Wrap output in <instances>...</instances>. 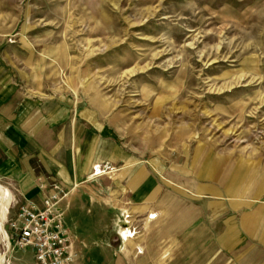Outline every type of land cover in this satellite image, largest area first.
I'll list each match as a JSON object with an SVG mask.
<instances>
[{
	"label": "rangeland",
	"instance_id": "374dc122",
	"mask_svg": "<svg viewBox=\"0 0 264 264\" xmlns=\"http://www.w3.org/2000/svg\"><path fill=\"white\" fill-rule=\"evenodd\" d=\"M0 74L21 97H76L99 145L132 154L91 175L141 163L148 174L133 203L170 192L165 183L181 188L171 192L201 211L189 233L204 230L214 248L149 241L162 224L147 212L126 225L103 199L127 185L107 175L77 188L82 205L62 204L83 264H264V0H0ZM195 186L206 194L193 202ZM125 236L146 252L122 258ZM27 258L36 264L32 248L17 249L11 263Z\"/></svg>",
	"mask_w": 264,
	"mask_h": 264
},
{
	"label": "crops",
	"instance_id": "0c3cea01",
	"mask_svg": "<svg viewBox=\"0 0 264 264\" xmlns=\"http://www.w3.org/2000/svg\"><path fill=\"white\" fill-rule=\"evenodd\" d=\"M92 103L101 110L108 108L106 105L95 104L94 101ZM118 120L119 117L114 118V122H118ZM91 125L88 112L80 106V101L76 97L60 95L54 100L21 97L18 92L5 88L4 77L0 74V185L19 199L21 204L27 202L42 209L44 189L49 187L52 181H57L71 191V194L60 204L62 209V204L65 202H67V208H70L72 199L80 203V196L76 195L77 188L80 186L93 187L94 181L107 175H113L120 184L127 185V190L125 189L122 195L125 194L131 198L126 200V197H123L119 191H114L109 187L110 193L103 201L126 214V225L131 226L136 215L150 212L146 221L154 222L158 219V224H162V228L161 233H157L155 237L152 235L149 241H154L157 244L170 241V248L173 250L176 247L179 248L180 240L184 239L188 242L189 248L193 243L194 247L197 245L196 248L206 253L214 250L204 230L200 231L199 229L198 234H194L195 236L189 233L190 229L201 220V211L189 201L182 200L171 192L182 193L181 188L165 183V187L169 188L170 192L163 195L162 188L158 187L140 203H133V195L148 174L146 168L141 163L129 162L132 154L129 153L130 155L126 156L125 151L118 146L113 145L112 151L100 146L96 133L90 129ZM131 140L134 141L133 138ZM143 140L146 141L145 138ZM111 158H113L112 162H119V158L130 159L126 164L127 168L123 171L114 169L105 172L97 167L95 176L91 175L95 165L99 166V164L112 160ZM155 168L159 171L157 166ZM209 173L214 177L217 175L218 180L222 179V175L213 173V167L210 168ZM205 190L208 191V189ZM191 191L198 194V197L192 195H190L191 198L188 197L193 202L204 198L203 196L206 194L200 186L193 187ZM236 192L255 201L253 195L256 191H245L244 187H240ZM185 195L187 196V193ZM253 201L248 205L250 206ZM88 202L86 203L89 205H95L91 200ZM9 211L10 208H8L4 225L7 219L17 212ZM11 213L13 214L11 215ZM157 215L160 217L158 218ZM257 217V212L250 216H244L245 227L249 229L248 226L256 221ZM67 228L74 239L76 249L81 253L78 241L70 228L68 226ZM0 235L2 238L5 236ZM124 239L126 242L124 241V245L120 247L122 258L131 256L137 249H139L140 255L146 252L145 248L142 249L143 239L139 241L142 246L133 244L126 236ZM156 247L159 248L158 245ZM147 249L151 251V247L148 245ZM171 249L168 248L167 251ZM156 251L159 252V255L162 252L160 249ZM13 252L7 254L9 264H12ZM206 256L208 259L211 257L210 254H206ZM0 264H4L2 255ZM21 264L32 263L27 258ZM80 264H83L82 258H80Z\"/></svg>",
	"mask_w": 264,
	"mask_h": 264
},
{
	"label": "built area",
	"instance_id": "2783aa9c",
	"mask_svg": "<svg viewBox=\"0 0 264 264\" xmlns=\"http://www.w3.org/2000/svg\"><path fill=\"white\" fill-rule=\"evenodd\" d=\"M43 192L42 209L27 202L13 205L18 210L7 219L4 238L0 235V256L4 264H9L7 254L26 248H32L37 264H80V252L60 206L69 191L61 183L52 181Z\"/></svg>",
	"mask_w": 264,
	"mask_h": 264
},
{
	"label": "bare ground",
	"instance_id": "6f19581e",
	"mask_svg": "<svg viewBox=\"0 0 264 264\" xmlns=\"http://www.w3.org/2000/svg\"><path fill=\"white\" fill-rule=\"evenodd\" d=\"M12 200L10 192L0 185V234L4 233V222L8 211V206ZM4 238V237H3Z\"/></svg>",
	"mask_w": 264,
	"mask_h": 264
}]
</instances>
